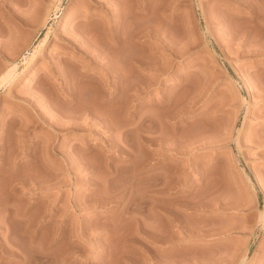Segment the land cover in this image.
<instances>
[{
  "label": "rangeland",
  "instance_id": "1",
  "mask_svg": "<svg viewBox=\"0 0 264 264\" xmlns=\"http://www.w3.org/2000/svg\"><path fill=\"white\" fill-rule=\"evenodd\" d=\"M31 8L0 0V264H264V0Z\"/></svg>",
  "mask_w": 264,
  "mask_h": 264
},
{
  "label": "bare ground",
  "instance_id": "2",
  "mask_svg": "<svg viewBox=\"0 0 264 264\" xmlns=\"http://www.w3.org/2000/svg\"><path fill=\"white\" fill-rule=\"evenodd\" d=\"M41 1L42 0H29V3L32 5V8H31V10L30 11H32V12H29V13H31V14H27L30 18L31 17H37L40 13L39 12H41V11H39V10H41V8H40V3H41ZM39 13V14H38ZM36 14H38L37 16H35ZM125 15H126V13H125V11L123 12L122 11V13H121V19H119L118 21H116V23H115V26L117 27L121 22H122V20H123V18L122 17H125ZM29 18H25V16H24V18H21V22H25V21H27ZM31 19H33V18H31ZM29 22V21H28ZM27 23V22H26ZM117 36H120V35H118V34H116ZM104 36V35H103ZM101 37H99L96 33H92V30H90L89 32H88V34L86 35V37L84 38L85 39V45H86V49H88V48H92V45L93 44H100V39ZM116 38H119V37H116ZM99 42V43H98ZM102 42V41H101ZM105 42V41H104ZM103 43V42H102ZM101 43V44H102ZM109 43V42H108ZM108 43H103L102 45H99V47H98V50H97V52H96V55H95V58L96 57H100L101 56V58L103 59V60H107L108 59V61L110 60L111 61V56L112 55H114V54H111V52L110 51H112V53H113V51L115 52V50L114 49H116V48H118L119 46H120V44L117 42V43H112L111 44V46H109L110 44H108ZM111 43V42H110ZM87 53H88V51H86ZM90 53V52H89ZM110 54H111V56H110ZM113 60V59H112ZM12 74H13V71H9L8 73H7V75H6V77L7 78H12ZM5 77V78H6ZM8 81V80H7ZM73 96V92H71L70 94H69V96L67 97V98H70V97H72ZM99 110V109H98ZM102 111H104V110H101V112ZM97 112V111H96ZM101 112H97L98 113V115L101 113ZM101 114H103V113H101ZM105 116H107V115H104V117ZM108 117V116H107ZM106 117V118H107ZM102 118V117H101ZM104 119V118H103ZM105 120V119H104ZM107 120H108V118H107ZM48 143H50V141H48ZM36 175V174H35ZM10 218H12V217H14V215H10L9 216ZM34 252V251H33ZM37 252V251H36ZM42 252H40V253H38L37 252V254L35 253V254H33V256H29V258L27 259L28 260V264H36L37 262H39L40 260H41V257H45V256H42V254H41ZM45 253V252H44ZM40 254V255H39ZM45 255V254H44ZM43 259V258H42ZM26 260V259H25ZM42 262V261H41ZM26 263V262H25ZM37 264H39V263H37ZM41 264V263H40Z\"/></svg>",
  "mask_w": 264,
  "mask_h": 264
}]
</instances>
